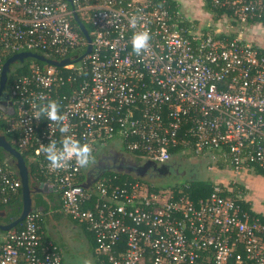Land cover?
<instances>
[{"label": "built area", "instance_id": "2783aa9c", "mask_svg": "<svg viewBox=\"0 0 264 264\" xmlns=\"http://www.w3.org/2000/svg\"><path fill=\"white\" fill-rule=\"evenodd\" d=\"M208 2L219 13L207 14L212 24L201 28L166 0H0V72L21 52L70 61L10 69L12 114L1 130L108 264H264V213L242 207L248 199L236 183L242 172H264V0ZM73 13L90 28L87 54ZM145 30L150 40L137 54L131 39ZM49 101L63 120L39 113ZM68 136L89 146V163L73 158L54 169L41 145L59 147ZM112 141L147 162L207 159L220 181L193 201L138 179L88 175ZM20 189L18 174L0 159V205ZM39 221L33 209L18 230L0 231V264H62Z\"/></svg>", "mask_w": 264, "mask_h": 264}, {"label": "crops", "instance_id": "0c3cea01", "mask_svg": "<svg viewBox=\"0 0 264 264\" xmlns=\"http://www.w3.org/2000/svg\"><path fill=\"white\" fill-rule=\"evenodd\" d=\"M176 2L180 6L178 0ZM181 4L185 7V3ZM228 174L230 175L229 177L233 176L232 173ZM236 183L245 191L251 208L257 212L264 213V176L256 174V171L242 172L237 176ZM255 183H257L258 191L252 195L249 190H253L252 186ZM39 185L43 189L42 191L36 190V194L40 196L44 195L43 201L46 206H37L33 209L40 214L39 223L43 237L53 241L59 247L62 255V264L63 252L68 249L70 250L74 245L78 244H84L89 247L92 250L93 255L96 257L97 264H100V257L95 252V243L90 231L87 230L83 224L74 221L71 217L61 212L59 196L53 190L47 188L45 184ZM32 194V207H34L37 200H33ZM256 199L261 201L257 202L258 200Z\"/></svg>", "mask_w": 264, "mask_h": 264}, {"label": "trees", "instance_id": "16d2710c", "mask_svg": "<svg viewBox=\"0 0 264 264\" xmlns=\"http://www.w3.org/2000/svg\"><path fill=\"white\" fill-rule=\"evenodd\" d=\"M157 1H161V0H157ZM202 1L204 3L203 9L206 11L207 14L214 15V14L219 13V11H217L211 7L208 0H202ZM166 2L171 6V8L176 7V4H178L175 0H166ZM72 25L77 32H80L79 31L80 29L78 30L79 27H77L78 25L76 26L75 20H72ZM84 26L88 31L90 30V28L88 27V25L86 23L84 24ZM32 60L37 61L35 59H26L22 63L16 62V63L11 64L10 69L15 67L18 73H22L23 71H25V69L27 68V65ZM5 61H6V59L4 60V62ZM9 84H10V77L8 76L7 85H9ZM1 126H3V124ZM0 134L4 135L6 140L11 144V146H13L17 151H19L21 153V156L23 157V160H24V162L28 168L31 194L36 193V189H35L36 185L40 184L42 182H45L46 179L44 177L40 176L36 172V166H35V164H33L30 161L29 156L27 154H25L24 152H22L12 142L11 135L5 134L2 130L0 131ZM122 150L125 151L124 149H122ZM129 154H131V153H129ZM131 156L133 158H135L137 161H141L140 160L141 158L139 157L138 154H131ZM0 159L1 160L7 159L11 168L14 169L15 172L17 173V170L12 163V157L10 155H8L7 153H5L1 148H0ZM256 174L264 176V172H262V171L257 170ZM113 175H116L117 177H119L121 179H128V180L138 179V180H141L140 177L132 176V175L124 174V173H118V172L97 174V176L103 177V178L112 177ZM84 178H85V176L84 177L82 176L80 182H83ZM147 184L149 185V183H147ZM212 184H213V180L211 181L209 178H207V179L196 178V179H190V180L183 181L180 184H173L171 186H160V187H153V188L156 190L157 189H169L170 188V190H173L175 193H177L178 191H181V194L188 196L193 201H197L199 199H204L209 195V193L211 191ZM21 205H22V195H21V189H20L17 196H15L7 205H0V223L1 224H7V223H10L11 221H13L14 219H16L20 214ZM241 205L243 208L247 209L252 215H255L249 202L243 201V202H241ZM37 206L38 207L39 206L44 207V206H46V204L43 200L40 201L38 199L35 202L33 208H35ZM259 217H260L261 221H264V219L262 218V215H259ZM21 226H22V223H19L13 228V230H18ZM92 237H93V235H92Z\"/></svg>", "mask_w": 264, "mask_h": 264}, {"label": "rangeland", "instance_id": "374dc122", "mask_svg": "<svg viewBox=\"0 0 264 264\" xmlns=\"http://www.w3.org/2000/svg\"><path fill=\"white\" fill-rule=\"evenodd\" d=\"M178 2L180 3L181 9L184 12L185 17L195 22V24L198 27L202 28L212 24L209 17L207 16L206 11L203 9L204 3L202 2V0H178ZM181 3H185V7H183ZM111 144H112L111 147H113V149L116 150V152L122 150L119 141H112ZM129 158L133 159L134 161L136 160L131 156V154H129ZM173 158L177 162L181 163L182 167L179 169V171H181L183 168H185L187 171L188 169H191V171L187 173L188 176H184L183 178L178 177V178H170V179L160 178L154 181H149L142 177H140V179L145 183H149V185H152L153 187L171 186L173 184H180L181 182L186 180L185 178H187V180L196 179V178H202V179L209 178L211 181L213 180L214 182L219 180L218 179L219 176L217 172L215 171L211 172L207 169V161H208L207 159L196 157L190 154L174 155ZM140 163H143V161L141 160ZM93 164H95V162H93L91 166ZM199 169L201 170L199 171ZM221 175L225 177L230 176L227 172H223L221 173ZM252 187L253 190L250 189L249 192H251V194L253 195L256 193V191H258L257 183H255ZM35 189L38 191H42L43 188L39 184H37ZM43 196L37 195L36 193L32 194L33 200L39 199L40 201H42L44 199ZM260 201L261 200H258L257 202ZM63 254H64L63 264H97L96 257L93 255L92 250L89 247L85 246L84 244L74 245L70 250L68 249L67 251H64ZM100 261H101L100 264H108L104 258L103 259L100 258Z\"/></svg>", "mask_w": 264, "mask_h": 264}, {"label": "flooded vegetation", "instance_id": "af4514ba", "mask_svg": "<svg viewBox=\"0 0 264 264\" xmlns=\"http://www.w3.org/2000/svg\"><path fill=\"white\" fill-rule=\"evenodd\" d=\"M10 105L8 89L7 86H5L0 92L1 125L3 124V121L6 119L7 115H9L8 113L12 112ZM1 129L2 126L0 127V131ZM121 153L123 156L120 155ZM96 158L95 164L90 167L88 175L118 172L142 177L149 181H154L160 178H183L184 176H188L187 173L191 171V169H188L187 171L185 168L179 171V169L182 167L181 163L177 162L173 157L164 163H153L147 161L140 163L141 161H134L133 159L129 158V153L123 150L116 152V150H114L112 147H107L101 150ZM200 170L201 169H199V171ZM185 179L187 180V178Z\"/></svg>", "mask_w": 264, "mask_h": 264}, {"label": "water", "instance_id": "95a60500", "mask_svg": "<svg viewBox=\"0 0 264 264\" xmlns=\"http://www.w3.org/2000/svg\"><path fill=\"white\" fill-rule=\"evenodd\" d=\"M70 2V0H68ZM73 18L78 25L82 35L85 37L88 46L86 49L85 54L89 53L91 50L90 42L91 38L88 35V31L86 30L85 26L81 23L76 13H73ZM26 59H35L38 61H42L57 67H62L67 65L70 61L68 59L62 60V61H51L43 57L42 55L38 53H32V52H21L14 54L10 56L2 65V69L0 72V92L1 90L6 86L8 73L10 71V65L16 62L22 63ZM8 114H12V112H9ZM0 148L10 155L12 157V163L15 166L20 182H21V195H22V205H21V211L19 216L7 224H1L0 223V231L5 232L13 229L17 224L22 223L25 217L28 215L30 211L33 210L32 207V199H31V189H30V183H29V173L28 168L23 160V157L21 156V153L17 151L11 144L6 140L5 136L0 134ZM120 155L123 156L121 153Z\"/></svg>", "mask_w": 264, "mask_h": 264}, {"label": "clouds", "instance_id": "9594fccd", "mask_svg": "<svg viewBox=\"0 0 264 264\" xmlns=\"http://www.w3.org/2000/svg\"><path fill=\"white\" fill-rule=\"evenodd\" d=\"M130 24L135 27V19L130 20ZM150 35L147 30L135 32L131 39L133 51L139 54L142 49L147 47ZM58 106L55 101H49L46 105H41L39 113L46 114L50 120L61 121L62 116L57 114ZM61 132H66L67 128L61 127ZM41 150L45 153L46 159L52 168L64 167L66 162L75 159L76 164L85 167L89 163L90 148L87 144H81L78 140L68 136L65 137L58 147L55 141L49 142L47 145H41Z\"/></svg>", "mask_w": 264, "mask_h": 264}]
</instances>
